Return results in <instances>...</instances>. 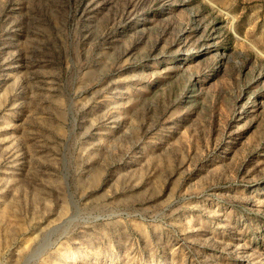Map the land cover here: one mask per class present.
I'll list each match as a JSON object with an SVG mask.
<instances>
[{"label":"rangeland","instance_id":"374dc122","mask_svg":"<svg viewBox=\"0 0 264 264\" xmlns=\"http://www.w3.org/2000/svg\"><path fill=\"white\" fill-rule=\"evenodd\" d=\"M0 264H264V0H0Z\"/></svg>","mask_w":264,"mask_h":264}]
</instances>
